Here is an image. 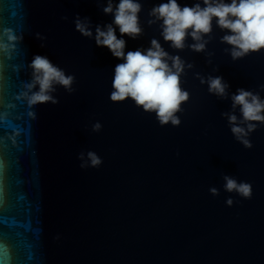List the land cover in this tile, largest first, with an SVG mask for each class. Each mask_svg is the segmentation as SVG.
I'll return each instance as SVG.
<instances>
[{
  "label": "water",
  "instance_id": "95a60500",
  "mask_svg": "<svg viewBox=\"0 0 264 264\" xmlns=\"http://www.w3.org/2000/svg\"><path fill=\"white\" fill-rule=\"evenodd\" d=\"M159 2L141 0L143 33L125 35V51L155 37L193 65L181 76L190 95L179 126H161L130 99L109 100L122 61L73 23L76 14L110 23L104 0H0V30L20 37L0 53V264H264V126L245 148L221 116L230 100L195 75L259 91L264 51L233 61L215 23L205 52L171 49L147 24ZM34 54L75 77L73 92L57 86L56 104L24 98ZM96 121L102 128L93 132ZM88 150L99 167H80L78 153ZM225 174L249 182L251 198L226 192Z\"/></svg>",
  "mask_w": 264,
  "mask_h": 264
},
{
  "label": "clouds",
  "instance_id": "9594fccd",
  "mask_svg": "<svg viewBox=\"0 0 264 264\" xmlns=\"http://www.w3.org/2000/svg\"><path fill=\"white\" fill-rule=\"evenodd\" d=\"M141 11V0H104L102 12L111 15L110 23L94 26L89 17L76 14L74 28L82 36L94 40L97 47H106L113 57L122 61L112 70L110 101L130 99L144 112L154 113L161 126L169 123L179 126L181 119L178 113L183 111L182 103L187 102L190 95L181 86V76L186 68L193 65L179 54L167 51L155 37L150 39L146 48L125 51L124 36L137 39L143 33ZM148 17L147 24L157 25L160 37L174 50L188 48L197 53L205 52L215 23V27L223 32L220 42L228 46L224 51L233 61L264 51V0H193L191 4L160 0L149 9ZM36 37L41 41L44 39L39 33ZM19 39L12 29L0 30V53H9ZM29 67L31 79L26 83L23 94L28 105L58 103L53 95L57 86L69 93L74 91V75L66 74L47 56L34 54ZM195 75L201 84L207 85L209 94L230 100V109L221 112V116L226 118L234 138L245 148H251L250 134L264 126V97L260 94L264 91V84L258 86L259 91L240 87L233 92L229 91L230 84L220 75ZM101 128L99 121L91 125L93 132ZM77 158L81 168L102 164V158L92 150L79 152ZM223 181L226 192L251 198L252 185L249 182L238 181L228 174L223 175ZM209 192L214 196L219 194L216 187H210ZM225 203L231 206L232 197L226 198Z\"/></svg>",
  "mask_w": 264,
  "mask_h": 264
}]
</instances>
